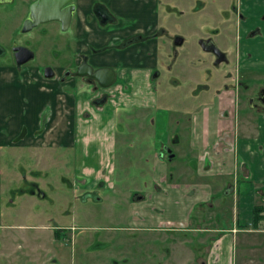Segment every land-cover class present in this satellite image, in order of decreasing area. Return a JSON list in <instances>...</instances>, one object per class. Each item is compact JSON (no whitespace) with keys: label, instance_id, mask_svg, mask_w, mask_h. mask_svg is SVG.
I'll list each match as a JSON object with an SVG mask.
<instances>
[{"label":"rangeland","instance_id":"obj_1","mask_svg":"<svg viewBox=\"0 0 264 264\" xmlns=\"http://www.w3.org/2000/svg\"><path fill=\"white\" fill-rule=\"evenodd\" d=\"M196 1L161 0L156 18L167 36L157 43L139 44L133 51L123 48L106 53L105 64L117 56L136 55L131 84L123 88L119 83L114 91L109 90L105 106H90L86 113L76 107L79 112L73 113V125L86 124L76 135L74 147L39 145L40 140L26 136L23 128L24 97L22 93L17 95L18 89L33 86L42 93V99L36 102L41 127L52 116L46 106L54 91L52 82L32 84L26 76L0 72V264L204 263V252L210 247L208 241L199 239L184 224L160 223L159 227L149 229L157 225L146 223V218L157 220L159 210H152L148 203H144L142 210L127 199L135 188L145 196L157 189L150 186L147 174L150 144L152 147L156 137L175 154L181 149L187 155L189 134L180 126H187L201 109L216 105L223 119L232 118L229 122L237 126L239 136L255 135L256 127L264 119L256 118L246 106V98L257 88L252 84L257 83L253 71L239 74L243 79L248 77V91H224L218 97L215 94L222 85L230 84L225 75L236 71L235 65L244 69L261 67L260 63L247 62L264 61V45L255 43L257 49L250 59L240 38L243 30L235 44L217 40V48L227 54L228 63L214 67L212 58L199 49L197 41L209 34L211 28L220 26L218 10L237 1H206V15L192 10ZM165 5L170 11L164 9ZM1 22L10 28L6 17ZM5 29L8 28L1 30ZM175 35L184 37L185 42L174 49L177 57L173 60L168 42ZM3 38L2 32L0 39ZM36 52L38 63L30 65H44L49 60L48 53L44 49ZM3 65L0 61V68ZM152 69L158 73L155 81H151ZM106 114L112 123L101 119L107 118ZM39 127L37 131L42 129ZM175 136L180 140L178 146L172 144ZM121 138L132 144L119 143ZM31 139L35 143L23 144ZM83 148L89 153L86 157L81 155ZM178 160L176 156L175 161ZM92 166L100 167L102 177L97 184L82 178V173ZM145 215L148 216L144 218ZM210 220L209 225L215 226L214 220Z\"/></svg>","mask_w":264,"mask_h":264},{"label":"crops","instance_id":"obj_2","mask_svg":"<svg viewBox=\"0 0 264 264\" xmlns=\"http://www.w3.org/2000/svg\"><path fill=\"white\" fill-rule=\"evenodd\" d=\"M137 1L135 11L125 10L123 14L138 18V28L141 25L144 26L142 29L146 26L152 29L156 16L154 2ZM134 71L130 73L131 78ZM20 93L24 97L22 113L26 136L40 140L39 145L75 146L76 135L86 123L73 125V113L79 110L70 109L68 97L64 102L58 101L59 94L54 96L51 92L46 105L52 111L51 120L48 124L44 122L42 129L37 131L41 122L37 118L36 102H40L42 93L33 86H23L17 95ZM217 112L213 106L203 108L193 115L187 126H180L189 134L185 145L187 155L181 149L176 151L177 155L170 149V158L164 150L166 145L156 137L152 147L150 144L151 163L147 174L150 186L157 189L146 197L135 188L127 199L136 202L137 208L142 210L144 203L150 204L152 210H159L157 220L144 216L147 217L146 223L157 225L149 229L159 227L160 223L168 226L184 224L197 233L199 239L208 241L210 247L204 252L203 264H264V216L257 226H251L252 207L264 206V124L262 122L256 127L255 135L239 136L237 126L229 122L230 119L218 118ZM106 117L101 119L113 122L109 115ZM68 120L71 124L67 123ZM117 127L121 128V125ZM32 139L23 144L35 143H31ZM120 142L132 144L122 138ZM179 142L177 136L172 139L176 146ZM86 153L88 151L83 148L81 155L86 157ZM176 156L178 161H175ZM88 169L85 174L81 172L82 178H90L92 184L99 183L102 177L100 167ZM96 200L100 201L97 196ZM210 219L214 220L215 226L209 225Z\"/></svg>","mask_w":264,"mask_h":264},{"label":"flooded vegetation","instance_id":"obj_3","mask_svg":"<svg viewBox=\"0 0 264 264\" xmlns=\"http://www.w3.org/2000/svg\"><path fill=\"white\" fill-rule=\"evenodd\" d=\"M38 1L42 2L41 6L32 11V6ZM206 1L209 0H197V5L192 10L206 15ZM236 1L218 10L220 26L211 28L209 34L197 41L199 49L212 58L214 67L228 63L227 54L217 48V40L220 43L235 44V40L240 37L239 31L243 30L244 34L240 38L250 59H253L250 54L255 55V45H264V0ZM151 2H154L156 9L161 4V0ZM137 3V0H0V37L2 38V32L4 34V38L0 39V61L4 64L0 72L2 75L13 73L15 77L26 76L33 82L51 81L53 95L59 94L58 101L64 102L65 97H68L70 109L74 110L79 106L83 110L82 113H86L90 106H105L109 101V90H113L119 83L123 88L130 86V73L136 69L137 62L136 55L131 54L126 57H114L111 64L107 65L106 53L123 48L133 51L139 44L157 43L167 36L165 30L158 25L157 15L152 29L147 26L142 29L144 26L137 27L138 18L123 14L125 10L135 11ZM164 9L170 11L169 6L165 5ZM5 17L10 21V28L1 22ZM211 18L216 19L213 16ZM4 27L8 29L2 31ZM204 41H211L223 53L225 61L215 65V56L201 48V42ZM177 42L179 44H176ZM184 42L185 38L179 35L170 38L168 46L172 47L173 60L177 57L174 49ZM38 49H44L49 60L42 66L34 67L30 64L38 63ZM247 63H260L262 66L244 69L242 65H235L236 71L232 69V72L225 75L230 84L222 85L215 94L218 97L224 91H248L249 84L245 82L248 77L243 79L239 74H249L248 71H253L257 83L252 84L257 85V88L252 96L246 98V106L248 110L254 111L256 118L263 119L264 61L251 60ZM84 66H88L92 71L111 69L114 72V82L103 88L87 76L78 77V69ZM83 70L85 71V68ZM151 71V81H155L158 73L155 69ZM154 74L156 76L153 78ZM100 81L105 83L107 80L102 78ZM216 109L218 111V108ZM218 118L223 120L222 114L218 113ZM167 149L164 147L165 151ZM31 188L34 189L35 186ZM263 216L264 212L262 218Z\"/></svg>","mask_w":264,"mask_h":264},{"label":"water","instance_id":"obj_4","mask_svg":"<svg viewBox=\"0 0 264 264\" xmlns=\"http://www.w3.org/2000/svg\"><path fill=\"white\" fill-rule=\"evenodd\" d=\"M42 2L38 1L37 3H35L32 6V11L34 8L41 6ZM176 44H179L178 42ZM201 48L204 52H209L212 53L215 56V65H217L220 62L225 61V57L223 55V53H221L212 43L211 41H204L201 42ZM85 68V71L83 70ZM78 73L77 76L78 77H83V76H87L88 78L95 80L96 82L99 83V85L103 88H106L108 86H110L113 82H114V72L109 69V68H101V69H97L95 71H92L91 68H89L88 66H84L81 67L80 69H78ZM156 75H153V78ZM45 77H48L47 75H45ZM102 78H106V82L105 83H101V79ZM166 153L169 155V157L171 158V154H170V150L167 149ZM39 197H41L39 195Z\"/></svg>","mask_w":264,"mask_h":264},{"label":"trees","instance_id":"obj_5","mask_svg":"<svg viewBox=\"0 0 264 264\" xmlns=\"http://www.w3.org/2000/svg\"><path fill=\"white\" fill-rule=\"evenodd\" d=\"M264 212V206L255 205L251 211V226H257L258 222L262 220V213Z\"/></svg>","mask_w":264,"mask_h":264}]
</instances>
